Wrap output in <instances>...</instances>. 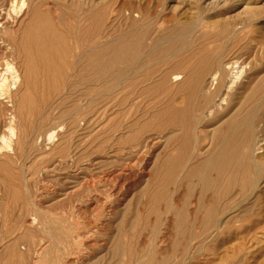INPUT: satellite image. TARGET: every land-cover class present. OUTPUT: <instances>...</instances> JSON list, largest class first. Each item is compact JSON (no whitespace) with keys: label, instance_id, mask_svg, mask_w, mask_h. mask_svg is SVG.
<instances>
[{"label":"rangeland","instance_id":"obj_1","mask_svg":"<svg viewBox=\"0 0 264 264\" xmlns=\"http://www.w3.org/2000/svg\"><path fill=\"white\" fill-rule=\"evenodd\" d=\"M155 35L178 36L177 48L190 55L238 41L250 66L264 76V0H0V68L11 61L34 81L18 94L16 100L24 102L20 115L0 97V136L11 143L0 151V264H264L263 179L254 196H236L234 189L219 202L218 212L225 204L227 210L218 215L217 227L203 230L188 216L191 231L202 235L176 238L175 201L181 191L166 188V200L155 202L162 187L153 178L155 165L172 147L165 139L156 142L151 116L141 119L135 94L123 106L112 99L136 92L135 85L121 91L125 84H116L110 100L101 95V84L91 97L88 86L79 85L76 63L93 41L99 46L128 38L138 48ZM8 42L24 44L29 54L9 57ZM43 64L55 65L49 75ZM47 79L59 81L56 91L46 90ZM260 145L255 157L264 168ZM127 164L137 169L132 166L133 175L126 178ZM198 198L195 189L181 198L185 215ZM206 198H200L205 205Z\"/></svg>","mask_w":264,"mask_h":264},{"label":"bare ground","instance_id":"obj_2","mask_svg":"<svg viewBox=\"0 0 264 264\" xmlns=\"http://www.w3.org/2000/svg\"><path fill=\"white\" fill-rule=\"evenodd\" d=\"M23 5L22 2L21 7ZM12 7L14 8V6ZM146 36L147 33L145 32L140 35L141 39ZM177 37L167 36L163 39H158L157 36L151 37L152 39H147L149 43H141L138 48H133L128 38L118 44L99 42L101 43L99 46L96 45V41H93L88 49L78 57L76 64H80L78 67L80 68L78 73V75L80 74L78 77L79 85L88 86L87 91L85 90L88 97L97 93L95 90L97 87L94 86L98 84L103 85L99 91H102L101 95H108L106 100H110L109 94L114 93L112 89L116 84H125L121 91L125 88L133 89L135 85L136 92L128 93L119 98L120 93L115 98L112 96V99H118L119 105L123 106L129 95L135 94L140 103L137 106L143 107L140 110L141 119L147 115L151 116L152 129H150L154 139L157 140L156 142L165 139L166 146L172 147V153L165 155V158L159 161L154 168L153 178L158 183L159 189L162 187L155 202L161 199L166 200L164 194L166 188L177 187L181 191L179 193L181 195H178L179 198L176 201L173 200L177 208L173 226L176 229V238L184 241L186 239L195 240L202 235V233L198 234L191 231L188 225V216L192 217L193 222L199 223L197 225L202 226L203 230L217 227V222L220 223L218 215L227 210L225 204L222 210L218 212L217 206L222 199L231 195L234 189H238L233 192L236 196L244 197L247 192L252 194L250 196H254L256 182L259 179L264 181V168H262V164L260 165L261 159L255 157L256 151L263 145L260 143H264V76L261 75L263 70H257L250 66L249 57L245 56L247 51L239 45L238 41L233 45L219 46L213 50L214 52L210 51L204 55L201 53L190 55L177 48ZM182 42L184 43V40ZM14 43L9 44L8 42L9 57L14 55L18 57L21 53L26 52L29 54V50L24 44L14 45ZM163 43H168V45L162 47ZM179 56L181 58L177 61L176 58ZM15 65L11 61H5L4 69L0 68V97L4 96L5 99H8L11 102V107L15 109V115H20L24 102H20L22 98L16 100L18 94L22 87H26V89L33 87L34 81L28 77L26 72L22 75L23 73L21 74L17 69L18 65L17 67ZM43 65L41 68L48 75L49 70L55 66ZM143 72L145 75L139 76ZM49 81L50 79H47L44 81L47 83H43L46 90L48 92L56 91L60 86L59 81L55 80L51 83ZM134 102L132 103L135 104ZM28 103L30 102L26 104ZM136 107L133 106L130 109L134 111ZM132 115L135 117V114ZM144 123V125L147 124ZM127 126L131 127L130 125ZM8 131L10 136L14 135L11 126H9ZM140 133L142 134V132ZM54 134V131H50L47 134V140L52 141ZM149 142L152 143L150 140L145 142L144 152L149 149ZM10 144L4 136H0V151L5 148L10 149ZM156 156L154 155V161ZM130 157L132 158L134 155L132 154ZM262 160H264V156ZM134 164H129L130 166L127 164L128 166L123 167L122 175L125 177L133 175L132 169L136 168ZM147 164L149 163L147 162ZM97 166L102 167L103 164ZM145 170L143 169V172L147 175ZM123 179H121L122 182ZM125 182L127 181H124L122 185ZM163 186L165 187L163 188ZM192 189L198 191L199 198L194 205V211L185 215L186 208L181 198ZM201 197H207L206 205L200 201ZM97 201L96 199L95 204Z\"/></svg>","mask_w":264,"mask_h":264}]
</instances>
